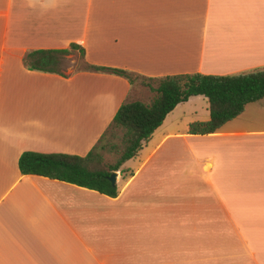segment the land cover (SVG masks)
Here are the masks:
<instances>
[{"label":"crops","instance_id":"1","mask_svg":"<svg viewBox=\"0 0 264 264\" xmlns=\"http://www.w3.org/2000/svg\"><path fill=\"white\" fill-rule=\"evenodd\" d=\"M71 43L84 65L143 77L247 72L264 68V0H0V264H264V96L204 135L187 125L208 119L205 98L175 105L115 171L114 197L19 173L25 151L85 155L149 95L22 63Z\"/></svg>","mask_w":264,"mask_h":264},{"label":"trees","instance_id":"2","mask_svg":"<svg viewBox=\"0 0 264 264\" xmlns=\"http://www.w3.org/2000/svg\"><path fill=\"white\" fill-rule=\"evenodd\" d=\"M70 51H76L80 58L83 55L82 48L71 43L65 49L29 50L23 55L22 63L28 70L61 74L58 69L60 57ZM84 68L121 76L129 84L139 80L153 95L148 102L121 103L97 142L83 156L22 152L17 159L20 174L55 179L114 197L116 188L110 185L107 176L136 153L141 142L150 136L175 105L192 96L206 99L208 119L187 125L188 134L204 135L216 132L225 122L239 115L246 104L256 102L264 96V68L229 75L190 73L154 78L138 76L117 68L89 64H85ZM111 130L120 132V148L117 158L112 163L105 164L96 149L103 147L101 142Z\"/></svg>","mask_w":264,"mask_h":264},{"label":"rangeland","instance_id":"3","mask_svg":"<svg viewBox=\"0 0 264 264\" xmlns=\"http://www.w3.org/2000/svg\"><path fill=\"white\" fill-rule=\"evenodd\" d=\"M83 67H84V64L81 61L76 51H70L68 54L60 57V63L58 65V69L59 71H61V73L65 74L70 71L81 69ZM152 95L153 94L149 92V95L146 97V99L143 102H148L150 98L152 97ZM203 98L204 97L201 96V97H198L197 100H200ZM200 105H201L200 101L194 104V106L197 108H201ZM198 112H200L199 109H198ZM119 133L120 132L118 130H111L108 133H106L104 139L101 142V144H103V147L99 146L96 149L100 153L102 161L105 164L112 163L118 156V153H119L118 148H120ZM111 144L115 145L117 148L112 147Z\"/></svg>","mask_w":264,"mask_h":264},{"label":"water","instance_id":"4","mask_svg":"<svg viewBox=\"0 0 264 264\" xmlns=\"http://www.w3.org/2000/svg\"><path fill=\"white\" fill-rule=\"evenodd\" d=\"M115 176H116L115 171H112V172L107 176V180H108V182L110 183V185H112V186H114Z\"/></svg>","mask_w":264,"mask_h":264}]
</instances>
